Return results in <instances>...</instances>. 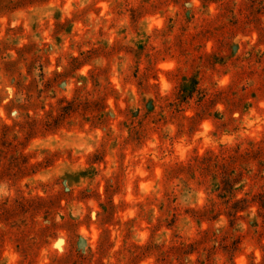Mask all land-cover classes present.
<instances>
[{
    "label": "rangeland",
    "instance_id": "1",
    "mask_svg": "<svg viewBox=\"0 0 264 264\" xmlns=\"http://www.w3.org/2000/svg\"><path fill=\"white\" fill-rule=\"evenodd\" d=\"M0 264H264V0H0Z\"/></svg>",
    "mask_w": 264,
    "mask_h": 264
}]
</instances>
